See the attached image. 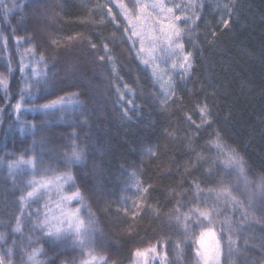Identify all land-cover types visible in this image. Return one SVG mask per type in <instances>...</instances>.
Masks as SVG:
<instances>
[{"label": "trees", "instance_id": "16d2710c", "mask_svg": "<svg viewBox=\"0 0 264 264\" xmlns=\"http://www.w3.org/2000/svg\"><path fill=\"white\" fill-rule=\"evenodd\" d=\"M132 2L0 0V78L8 82L7 88L0 85L4 264H33L28 257L35 248L42 250L41 264H82L89 252L104 257L101 264H133L136 248L158 240L167 245L161 249L167 264H199L174 217L177 208L187 212L204 207L205 200L219 213L214 220L223 248L220 264H264V194L258 188L264 180V0H162L181 15L182 43L193 61L188 75L172 69V58L159 47L149 52L147 38L140 52L141 38L118 7L123 3L132 12ZM152 19L154 14L145 24ZM104 44L112 61L99 59ZM150 57L158 58L166 74H153ZM168 76L174 96H168ZM60 97L72 99L41 110ZM205 103L211 123L197 128ZM217 132L221 149L211 143ZM231 150L242 157L243 174L225 163ZM21 158H35L37 167L18 163ZM64 174L71 179L21 200L28 181ZM221 181L248 208L246 220L239 207L208 192ZM196 185L203 189L199 199ZM76 190L83 204L73 206L81 207L79 216L90 228L91 244L83 249L72 236L54 240L45 234L54 225L47 208L51 197ZM228 235L236 240L231 251Z\"/></svg>", "mask_w": 264, "mask_h": 264}, {"label": "snow or ice", "instance_id": "6c2138e0", "mask_svg": "<svg viewBox=\"0 0 264 264\" xmlns=\"http://www.w3.org/2000/svg\"><path fill=\"white\" fill-rule=\"evenodd\" d=\"M104 7L107 8V5ZM120 12L127 19L128 24L132 27V34L140 37V52L145 51L144 40L147 38L149 40V52L154 51L157 47L165 55L172 58L171 68L176 69L179 67L184 75L191 73L193 68L192 53L186 52L184 49V44L182 43V34L184 29L178 23L181 20V15L174 13L173 7H167L162 0H153L152 3H142L141 0H133L132 2V12H129L128 7L120 3L118 5ZM174 7L179 8L180 5H175ZM227 7V6H225ZM150 9V11H148ZM109 15H111V8H107ZM152 19L150 24H145V20ZM198 19V17H197ZM194 22V21H193ZM223 27L228 28L230 20L224 19L222 21ZM127 30V29H126ZM215 35V33H213ZM77 37H68V40H74ZM57 43V41H53ZM92 48H95V44H91ZM105 55H101L99 59L103 61L105 56L109 61L113 60L110 54V49L107 44L103 45ZM27 53H32L33 49H26ZM39 59L42 61L43 56L41 55ZM153 66V74L157 75L158 72L165 73L166 69H161L157 63L156 57H150ZM144 63H149V59H145ZM113 71H115V64L113 63ZM159 79L163 80V75L158 76ZM171 76H168L165 83L169 84L170 91L168 96H174V84L171 83ZM0 85L7 88L8 82L6 78H0ZM72 98L60 97L58 99L52 100L49 103H45L41 106V110L49 111L58 109L69 102ZM131 102V101H129ZM165 103L167 100L164 101ZM16 109H20V104H16ZM200 114V124L196 125L197 128L205 124L211 123V111L209 106L205 103L199 106ZM187 119L192 121L191 116ZM217 149H221V141L219 132L216 133L215 140L211 141ZM72 158L79 160L81 158L80 154L76 151L72 152ZM18 163H22L35 169L37 167L36 159L24 160L21 158ZM225 163L229 167H234L238 170L239 174H243V159L239 156L235 150H231ZM10 167H12L10 165ZM71 179L69 174H64L62 176H55L50 179H32L28 181L29 189L26 191V195L21 197L22 201L33 200L38 198L42 194V190L47 189L52 184H57L59 187L60 181L66 182ZM220 187L218 189H208V192L214 193V200L220 201L223 199L225 202H231L234 207H239L242 211V216L246 220L248 218V208L245 207L244 202L239 200L236 195H234L231 186L226 181L220 182ZM260 192L264 194V180L258 185ZM147 191V189H144ZM203 191L199 185H196L197 198L199 199V192ZM62 199L65 202H71L76 200L77 202L83 204V197L79 190L72 192L70 195L63 196ZM252 201V196H249V206ZM204 207L199 205L190 207L187 212H180L179 208L176 209L177 215L174 217L176 222L183 228L185 233V239L191 241L195 248V255L198 257L199 264H220L221 256L223 255V248L221 243V238L218 234L216 227V222L214 217L217 216L218 210L215 203H208L207 200L204 201ZM60 207V205H57ZM80 208L68 209L65 211L61 209V215L65 218L60 221L58 225L53 227H46L45 234L54 240H60L65 236H72L73 244L80 246L82 249L87 245L91 244L90 240V228L85 224V221L79 216ZM196 225L193 229L189 222ZM47 217L45 218V225H47ZM67 225L65 229L64 225ZM91 224V218H89V225ZM224 224L228 225L229 232H231V221L226 218ZM17 231H19V221L17 222ZM222 230V229H221ZM5 236L0 233V241H3ZM182 241L176 242L177 250H182ZM227 243L229 251L236 244V240L232 238L231 235L227 236ZM167 245L163 240H158L155 243H149L145 247H138L134 250L135 260L133 264H150L151 261L157 260L159 264H167V251H162L161 249H166ZM40 248H35L29 255V260L33 264H41L37 259L41 253ZM89 259L84 262V264H101L104 261V257L93 255L91 252L88 253ZM0 264H4L3 256H0Z\"/></svg>", "mask_w": 264, "mask_h": 264}, {"label": "rangeland", "instance_id": "374dc122", "mask_svg": "<svg viewBox=\"0 0 264 264\" xmlns=\"http://www.w3.org/2000/svg\"><path fill=\"white\" fill-rule=\"evenodd\" d=\"M56 196L57 197H51V199L49 200V204L47 205L49 214L52 217L51 221L53 222L54 225H58L60 221L65 218L64 216L61 215V209H64L65 211H67L68 209H75L73 204L75 202L78 203L76 200H73L71 202H65L62 199V197L66 195L62 192ZM58 204L60 205V207L57 206ZM77 208H81V207L77 206ZM64 227L66 229L67 225L65 224ZM155 261L157 260L151 261L150 264H154Z\"/></svg>", "mask_w": 264, "mask_h": 264}]
</instances>
